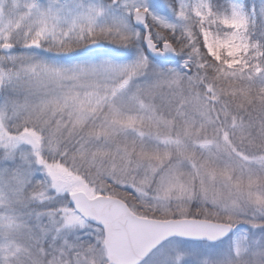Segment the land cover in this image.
Masks as SVG:
<instances>
[{
    "label": "rangeland",
    "instance_id": "374dc122",
    "mask_svg": "<svg viewBox=\"0 0 264 264\" xmlns=\"http://www.w3.org/2000/svg\"><path fill=\"white\" fill-rule=\"evenodd\" d=\"M137 11L160 44L198 34L264 102V0H0V264H108L78 191L235 227L143 264H264V107L236 115L189 60H151Z\"/></svg>",
    "mask_w": 264,
    "mask_h": 264
},
{
    "label": "water",
    "instance_id": "95a60500",
    "mask_svg": "<svg viewBox=\"0 0 264 264\" xmlns=\"http://www.w3.org/2000/svg\"><path fill=\"white\" fill-rule=\"evenodd\" d=\"M133 24L145 33L144 46L150 57L165 62L176 60L171 44L165 43L160 50L151 40L145 12H136ZM100 47L101 44H90L87 50ZM10 49V46L3 47L4 51ZM24 140L30 147L38 148L31 135L26 134ZM70 203L87 221L102 228L109 264H140L164 241L174 237L195 242L217 243L234 231L231 225L205 220L161 221L139 218L119 199L110 197L88 199L83 192L72 194Z\"/></svg>",
    "mask_w": 264,
    "mask_h": 264
},
{
    "label": "trees",
    "instance_id": "16d2710c",
    "mask_svg": "<svg viewBox=\"0 0 264 264\" xmlns=\"http://www.w3.org/2000/svg\"><path fill=\"white\" fill-rule=\"evenodd\" d=\"M255 32L259 35L255 41L264 43V28L260 20L255 25ZM170 42L175 46L179 58L189 60L191 65L201 72L205 82L220 92L218 106L224 105L236 115L245 112L256 113L261 105L264 107L259 88L240 76V73L232 76V70L211 58L204 50L198 34L189 39L181 36L178 39L175 35Z\"/></svg>",
    "mask_w": 264,
    "mask_h": 264
}]
</instances>
